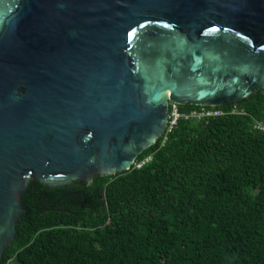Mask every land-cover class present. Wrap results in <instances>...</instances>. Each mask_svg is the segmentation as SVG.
<instances>
[{
  "label": "water",
  "instance_id": "obj_1",
  "mask_svg": "<svg viewBox=\"0 0 264 264\" xmlns=\"http://www.w3.org/2000/svg\"><path fill=\"white\" fill-rule=\"evenodd\" d=\"M264 91V0H0V264L36 181L128 171L169 105Z\"/></svg>",
  "mask_w": 264,
  "mask_h": 264
},
{
  "label": "trees",
  "instance_id": "obj_2",
  "mask_svg": "<svg viewBox=\"0 0 264 264\" xmlns=\"http://www.w3.org/2000/svg\"><path fill=\"white\" fill-rule=\"evenodd\" d=\"M175 107L128 171L91 186L31 182L2 264H264V91Z\"/></svg>",
  "mask_w": 264,
  "mask_h": 264
},
{
  "label": "built area",
  "instance_id": "obj_3",
  "mask_svg": "<svg viewBox=\"0 0 264 264\" xmlns=\"http://www.w3.org/2000/svg\"><path fill=\"white\" fill-rule=\"evenodd\" d=\"M222 115H223V112L214 111V112H207L205 114L202 113V114H199L198 116H195V115H192V116L195 118H199L201 116H222ZM171 116H172V120L170 121ZM178 117H179V114L177 113V109L174 105L172 108V114L170 115V113H169V122H168L169 128H171L173 125H175L176 119H178ZM254 128L264 133V123L263 122L256 121Z\"/></svg>",
  "mask_w": 264,
  "mask_h": 264
}]
</instances>
